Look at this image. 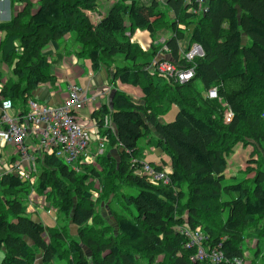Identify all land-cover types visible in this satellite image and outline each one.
<instances>
[{"label":"trees","instance_id":"1","mask_svg":"<svg viewBox=\"0 0 264 264\" xmlns=\"http://www.w3.org/2000/svg\"><path fill=\"white\" fill-rule=\"evenodd\" d=\"M9 1L12 7L16 2L23 8L0 23V35H4L0 59L11 67L17 81L3 80L0 73V105L10 100L24 107L32 92L53 83V62L42 49L67 35H73L83 49L92 72L111 68L116 58L123 60L108 79L110 103L91 115L105 140L104 153L96 161L103 173L85 164L77 173L54 156L38 161L34 189L40 194L51 190L57 215H70L69 222L77 228L79 241H70L66 263L138 264L141 256L148 264L160 257L164 264H209L194 259L196 248L186 247L187 239L179 232L183 229H200L203 247L223 254L220 264L244 262L240 233L258 221L264 238V158L247 166L255 169L250 179L237 181L234 176L225 184L224 172L226 156L237 142L264 143V0H206L207 11L202 15H194V3L185 0H164L163 4L115 0L94 25L86 15L94 9L89 0H38L34 11L31 0ZM64 5L69 7L64 10ZM137 29L151 38L152 60L145 64L141 59L147 54L126 35ZM164 32L170 35L163 42L166 51L154 44ZM188 32L185 50L196 44L203 51L193 64L181 54ZM159 54L166 56L160 61L172 62L178 69L193 67L194 78L180 84L151 72L149 67ZM116 83L139 88L142 99L136 101L118 90ZM212 89L216 99L207 97ZM171 106L178 108L174 122L164 124L160 117ZM226 111L232 115L228 124L224 123ZM106 116L113 130L104 127ZM147 135H154L155 150L168 157L167 164L149 165L157 171L168 167L169 185H154L135 175L142 166L139 145ZM116 153L117 168L110 156ZM92 182L103 188L97 203L89 192ZM122 186H129L133 193L124 194ZM30 189L15 174H0V191L6 196L0 197V264H34L39 255L42 264L64 259L61 251L69 230L44 227L27 216L24 193ZM223 195L231 200L221 202ZM110 196L115 234L96 212V204ZM183 211H187L186 220L180 218Z\"/></svg>","mask_w":264,"mask_h":264},{"label":"built area","instance_id":"2","mask_svg":"<svg viewBox=\"0 0 264 264\" xmlns=\"http://www.w3.org/2000/svg\"><path fill=\"white\" fill-rule=\"evenodd\" d=\"M2 1V0H0ZM162 3L164 0H157ZM186 3H194L191 12L194 15H202L207 11L206 0H185ZM163 50L167 49L163 46ZM182 57L188 63L203 57V51L199 45L193 44L189 50L182 49ZM155 58L149 67L151 72L174 79L183 84L194 78V68L187 70L178 69L169 61H160ZM89 85L79 87L74 83L67 85V95L60 105H48L35 99L29 98L24 107L15 110L10 100H2L0 105V145L9 146L14 150L15 158L11 161L8 169L0 174H15L19 179L33 186L39 167V159L54 156L68 165L73 171L81 172V165L96 166L97 158L104 153L105 140L98 134L94 124L83 123L78 114L85 109L92 98L102 94L96 92L93 97L89 92ZM209 99H216V89L208 92ZM13 109L16 113L13 112ZM232 118L229 111L225 112L224 123L228 124ZM106 129L113 130L109 122ZM110 126V127H108ZM96 141L93 149L90 148V139ZM170 171L165 169L157 171L149 163L135 171V175L146 177L154 185H169ZM187 239L186 247L196 248L195 260L209 264H220L224 261L223 254L217 249L203 247L204 235L200 229L179 231ZM234 264H242L235 260Z\"/></svg>","mask_w":264,"mask_h":264},{"label":"rangeland","instance_id":"3","mask_svg":"<svg viewBox=\"0 0 264 264\" xmlns=\"http://www.w3.org/2000/svg\"><path fill=\"white\" fill-rule=\"evenodd\" d=\"M16 1H18V0H16ZM89 1H90V5H92V8H94V9H93V12L86 13V15L88 16V18L90 19V21L93 25L96 24V22H97V20L101 14H106L108 9L116 3L115 0H89ZM116 1H118V0H116ZM136 1H138V0H136ZM139 1H141L143 4H149L151 0H139ZM30 2L32 3V6H33L32 10H33L34 9L33 1L31 0ZM36 2L38 3V0H36ZM15 4L16 5H14V6H16V8H15V10H17L16 12L20 11L23 8V5L18 4L16 2H15ZM68 7H69V5H64L63 9L66 10ZM164 12H166L167 19L172 20L171 14L169 12L167 13L166 9L164 10ZM88 14H91L90 17ZM125 23L127 26L128 22H125ZM144 34H146V33H144ZM189 35H190L189 32L186 33L185 39L183 40V42H181L182 48H184L186 46V42H187ZM165 36H167V34L165 32L160 35V37H165ZM2 37H4L3 34L0 35V39ZM73 38H74V36H73ZM75 44L77 46L74 45V47H72L73 48L72 53H73L74 57L79 62L80 61L83 62L82 66H83L84 70L87 71V73L89 72V74L94 75L96 72L91 71L90 61H89L87 55L82 53L83 49L76 42H75ZM14 45L16 47H19L17 45V42ZM155 46H156V48L159 47V49H160L163 46V43L161 41H158L155 44ZM48 47H49V45L44 47L42 49V53H43L44 49L48 48ZM141 50L147 54L145 58L142 57L141 62H143V64H145L147 61L150 62L152 60L151 51H149V50L144 51L143 49H141ZM19 51L21 53V50H19ZM0 58H2V57L0 56ZM155 58L163 59V58H166V56L163 54H159V55H156ZM122 63H123V60H122V58L119 57V58L115 59L114 64L111 66V68L108 69L107 67H102L100 69L101 71H104V74H106V76H107V80H106L107 83L105 84L104 89H108L109 92L112 90V88L108 84L109 83L108 79L111 78L112 72L115 70V68ZM100 70L98 72H101ZM0 73L2 76H4V80L11 78V79H13V81H17V79L12 76L11 67L6 65L5 63L3 64L1 59H0ZM50 74H51V68H50ZM82 76H80L82 78L79 79L78 82L81 86L84 87L86 82L92 77H91V75H88V77H87L86 74H82ZM91 81H92V79H91ZM93 84H94V80H93ZM195 86L198 90H200L201 87H200L199 83H196ZM116 88L118 89L117 84H116ZM128 88H129V90L133 89L131 87H127L125 90H128ZM134 89H135V91L132 92V97H136L137 95H139L140 98H138V100L142 99L140 89L139 88H134ZM129 95H131V94H129ZM22 106L23 105L20 102H16L15 107L20 109V108H22ZM177 111H178L177 107L171 106L169 108L168 112L165 115H163L162 117H160V121H162V123H164V124L173 123ZM108 122H109L110 126H112L111 122L106 119L105 124H107ZM110 126H108V127H110ZM154 135H147L139 145L140 154L138 156V160L141 163H150V162L160 163V161H161L160 160L161 158H159L155 154H153V152L155 150V142H154L155 140L153 138ZM90 143H91L90 148L93 149V146L96 143V141L93 139V137H91ZM110 156H112V158L116 161L115 166L117 168L118 163H119V154L116 153V155H110ZM261 158H264V143H262V144H256L255 143L254 144V142L252 143V141H250L249 139H243V142H237L232 147L231 152L226 156L227 167H226V170L224 172V176L226 178V181L224 183L230 184L232 182V180H229V179L231 177H234V176L237 177V181L250 179L253 176L255 169H253L254 167H251L252 169L249 170L250 167H247V166H250L252 160L258 159V161H259V159L261 160ZM162 160L165 162H168V157L165 155H162ZM151 167H154V166H151ZM6 169H8V168H6ZM93 169L103 173V171H102L103 168L97 163H96V166L93 167ZM163 169L170 171L169 169H166L165 167H163ZM115 182H117V181L115 180ZM32 184H33V186L30 184L31 185L30 191L27 193H24L25 194L24 197L26 200L25 204L28 206L27 216L35 222L42 223V225H44V227H51V228L55 227L57 230H62L63 228L66 227L67 230H69L68 233H69L70 237L68 239H66V241L62 247V251H61L64 259L63 260H55L53 262V264H67L66 262L68 259V254H65V252L68 251L70 241H72V240H75L77 242L79 241L77 238V228L69 222L70 215H67V216L66 215H57L58 212L54 206V204H56V202H55L54 197L51 194V190H50L49 194H46V193L40 194L36 191V189H34L37 186V181L34 180ZM102 191H103L102 185H100V183L94 182L93 183V190L89 191L91 194V197H92L91 200H93V202L97 203V201H98L97 199L99 198V195ZM120 191L124 192V194H127V195L130 193H133L129 186L120 187ZM0 197L2 199L6 198L5 195L1 194V191H0ZM110 198H111V196L109 197L108 200H105V198H103L100 202H98V204L95 203L97 205L96 212L106 222V224L112 228L113 234H115V230L113 228H115L116 226L114 223V219L112 216H110L111 214H110V211L108 209L109 208L108 204L110 202ZM230 200H231V197L226 196V195H223L221 198V202H223V203L228 202ZM56 215L58 216V220L56 218ZM226 215L227 214L224 212L223 215L221 216L222 220H224L226 218ZM180 218H182L183 220H186L187 211H183L180 214ZM215 224L218 225V223H216V222H215ZM261 224H262L261 222L256 221L255 224L251 225L246 230L242 231L239 235L240 248L244 252V257H245V260H244V262H242V264H264V238L260 236L259 231H258V227ZM224 237H222V238H224ZM86 251L88 252L87 249H86ZM2 258H3V254H2V252H0V262H1ZM88 260L90 261V255L89 254H88ZM137 260H138V264H148V262L145 261L141 256H138ZM34 264H42L41 259H40V255L37 256V259H36ZM153 264H164V258H162V257L158 258L155 262H153Z\"/></svg>","mask_w":264,"mask_h":264},{"label":"crops","instance_id":"4","mask_svg":"<svg viewBox=\"0 0 264 264\" xmlns=\"http://www.w3.org/2000/svg\"><path fill=\"white\" fill-rule=\"evenodd\" d=\"M32 1L34 4V9H33L34 11L38 8L39 4L36 2V0H32ZM15 8L16 6L12 7L9 0L0 1V23L8 22L11 18H13L17 11L15 10ZM88 15L90 17L91 14ZM104 15L105 14H101L97 22L99 21L100 17ZM126 35L130 37L131 42L136 43L140 49H143L144 51L149 50L151 38L146 31H141L137 29L132 33V35L129 33H127ZM169 37L170 35L169 33H167V36L160 37L157 41L154 42V44H156L158 41H161L163 43ZM48 45L49 47L44 49L43 54L46 57H48V61L53 62V66L51 67V76H53L54 81L50 85L45 84L40 86L37 90L32 92L31 98L40 101L41 103H47L48 105H53V106L60 105L66 98L67 85L69 83H74L79 87H83L79 84L78 80L83 77L82 74H86L87 77L88 75H91L92 78H90L86 82L85 86L89 85V89H90L89 92L91 93V97H93V95L96 92L102 94V96L98 98L97 97L92 98L88 106L78 114V117L85 124H89V125L93 124V122L91 121V115L93 114V112L97 110L101 105L103 104L106 105L110 103L111 94L108 89H104L105 88L104 86L107 83L106 74H104V71L100 70L101 72H96L94 75H92L84 70L82 66L83 62L82 61L79 62L72 53V49H73L72 47L76 45L72 35H67L61 41L51 42ZM93 80H94V84H93ZM116 84L119 90L127 94H131L130 96H132V92L135 91L134 88L132 90H129V88L128 90H125L127 88L126 86H121L119 83ZM133 98L137 101L138 98L140 97L139 95H137L136 97ZM14 108L15 110H18L17 107ZM13 112L16 113L14 109ZM153 154L161 158L160 163H155V164H161V162L162 164L168 163L162 160L163 154L161 153V151L154 150ZM14 158H15L14 150L11 147L9 146L3 147L2 145H0V172L6 170V168H8V166L10 165L11 161ZM166 169L169 168L166 167Z\"/></svg>","mask_w":264,"mask_h":264}]
</instances>
